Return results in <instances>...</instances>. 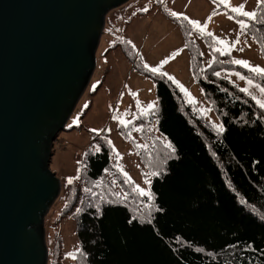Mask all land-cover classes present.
I'll return each mask as SVG.
<instances>
[{"label":"trees","instance_id":"trees-1","mask_svg":"<svg viewBox=\"0 0 264 264\" xmlns=\"http://www.w3.org/2000/svg\"><path fill=\"white\" fill-rule=\"evenodd\" d=\"M256 14V20L244 18L247 37L264 57V6H257ZM202 36L211 48H221H212V63L206 66L199 47L187 38L195 79L216 120L206 119L168 76L143 73L155 82L158 99L136 123L143 136L144 125L156 123L161 138L147 137L158 153L148 166L160 173L151 178L154 197L150 201L134 187L115 197L116 182L107 176L112 165L108 138L93 140L81 161L82 181L62 183L58 200L61 217L77 222L81 251L75 264H264V114L226 73L254 74L252 80L261 86L264 75L232 63V54L213 37ZM116 181L126 183L120 176ZM60 256L53 248L55 264Z\"/></svg>","mask_w":264,"mask_h":264},{"label":"rangeland","instance_id":"rangeland-1","mask_svg":"<svg viewBox=\"0 0 264 264\" xmlns=\"http://www.w3.org/2000/svg\"><path fill=\"white\" fill-rule=\"evenodd\" d=\"M230 3L239 5L241 0H230ZM257 6L256 0H245L246 10L256 9ZM214 8L218 14L207 21L206 30L229 45L235 44L228 52L236 59H244L252 65L264 68V57L257 45L247 37V29H241L236 23V19L245 17L231 13L230 9L224 6L217 8L212 0H129L109 11L91 81L65 128L54 142L50 168L63 184L69 182V177L72 178L71 181H82L81 161L85 150L93 140L95 142L96 138L104 135L111 141L108 145L112 165L107 176L116 182V187L113 188L116 195H113L117 198L123 197L131 193L132 187L136 185L150 190L151 183H146V177L149 181L152 178L148 166L158 157V153L154 152L155 144H149L147 137L155 142V137L160 138L159 131L156 123L152 122L151 126L144 125L146 130L143 129V133L146 135L143 136L140 132L142 127L137 125V122L148 110H152L147 107L149 102H155L156 107L158 105L155 82L143 74L149 73L152 67H157V72L172 76L183 86L189 99L197 105L205 118L216 120L214 109L206 101L202 87L195 79L187 38L192 39L199 47L206 66L212 63L213 50L218 51L217 49L221 48L215 45L212 50L203 34L182 18L173 17L169 11L182 12L190 19H196L203 24ZM230 15L236 19H230ZM165 59L166 62L161 64ZM236 73L239 72L228 71L226 75L243 88L247 87L253 95L264 99V93L256 87L257 81L253 80V84L249 85L247 76L240 73V76L245 77L241 79ZM255 77L253 74L250 79ZM254 102L257 105L255 100ZM261 109L264 114V108ZM114 115L122 116L128 123L121 124L119 120L112 119ZM134 124L136 126L130 131V126ZM93 129L97 131L94 132ZM124 173H127V177ZM118 176L121 180L123 177L126 183L119 184L116 181ZM62 191L63 189L45 216L48 264H55L51 258L53 248L57 249L58 253L61 252L58 264H75L76 249L79 248L75 218L61 217V208L58 207ZM54 240L57 244L52 243ZM49 242L53 247L51 250ZM70 252L75 258L66 255Z\"/></svg>","mask_w":264,"mask_h":264},{"label":"water","instance_id":"water-1","mask_svg":"<svg viewBox=\"0 0 264 264\" xmlns=\"http://www.w3.org/2000/svg\"><path fill=\"white\" fill-rule=\"evenodd\" d=\"M128 1L0 0V264H48L54 142L96 69L107 14Z\"/></svg>","mask_w":264,"mask_h":264},{"label":"snow or ice","instance_id":"snow-or-ice-1","mask_svg":"<svg viewBox=\"0 0 264 264\" xmlns=\"http://www.w3.org/2000/svg\"><path fill=\"white\" fill-rule=\"evenodd\" d=\"M161 2H163V0H161ZM212 2L216 5L217 8H219L221 6H224V7L228 8V9H230V12L231 13H236L237 16H239V17H246V18H249L250 20H256L257 19L256 9L246 10V8H245V0H241V3L239 5H232L230 3V0H212ZM256 4L258 6H264V0H256ZM144 10H146V9H144ZM169 11H170V14L173 17H175L177 19H181L182 18L183 20L187 21L190 25H192L194 28H196L201 34L207 35V36H210V37H213V39L218 40L221 45H224V47L222 49L223 51H229L231 47H234L235 46V44H231V45L227 44L225 40L220 39L218 37H215L211 31H207L206 30L207 29V21L210 20L212 16L218 14L216 12V9L215 8L212 10V12L206 18V20H205V22L203 24H201V22L198 21V20H196V19H190L188 16H186L182 12H174V11H171V10H169ZM229 18L230 19H236V17L231 16V15L229 16ZM236 23L240 25V28L241 29L246 30L248 28V21L245 20V19H236ZM190 34L191 33H189V35ZM236 42L238 43L239 40L237 39ZM217 50L219 51L221 49H217ZM262 51H264V49H262ZM166 59L165 60H162L160 63L161 64L165 63L166 62ZM232 63L239 64V65H241V66H243L245 68H248L253 73H256V74H259V75H264V68L260 67L259 65H252L247 60H244V59H235V60L232 61ZM145 67H148V65H145ZM150 70L153 73H156L158 71V68L157 67H152ZM160 74L161 75H165V76L168 75L167 73H163V72H161ZM219 74L220 73H218V72L215 73V75H219ZM236 75L238 77H240L241 79H245V77L240 76V73H236ZM168 79L169 80H173L174 83H176V84L179 85V82L178 81H175L172 76H168ZM247 83L249 85H252L253 84V80L250 79V78H248L247 79ZM179 86L181 87V90L182 91H185L186 92V90L183 88L182 85H179ZM256 87L259 88V91L261 93H264V86H261V85H258L257 84ZM241 91L247 93L249 96H252V99L256 101L257 105H259L260 108H264V99L258 98L257 96L253 95L249 91V89L247 87L242 88ZM137 106L139 107V101H137ZM147 107H148V109H153V108L156 107V104H155V102H149V104H148ZM112 119L119 120V122L121 124H127L128 123V121L124 120L123 117L120 116V115H114L112 117ZM73 122H75V120ZM215 127L220 132H223L224 131L223 125H215ZM93 131L95 132V131H97V129H93ZM108 143L111 144V141L109 140ZM166 146L169 149H171L173 153L175 152V149L173 148V146L171 145V143H168ZM99 150H100L99 147H97L96 148V151H99ZM177 159H178V157H177ZM105 171H107V169H105ZM159 174H160L159 172L152 173V175H159ZM124 175L127 177V173H124ZM71 180H72V178L69 177L68 178L69 183H71ZM146 183H149V184L151 183V181L147 180V177H146ZM86 191H89L90 192L91 190L90 189H86ZM134 191L138 192L140 196H147L150 201L154 197V194L150 190L145 189V188H142L139 185H136L134 187ZM93 195H94V193H93ZM97 210L99 211V209H97ZM161 211H162V209H161ZM261 219H264V216H262ZM245 246L248 247V246H250V244L245 245ZM226 247H231V246L229 245V246H226ZM76 251L79 252L81 250L79 248H77ZM66 255L72 256L73 258H75L74 255H73V253H71V252L70 253H66Z\"/></svg>","mask_w":264,"mask_h":264}]
</instances>
